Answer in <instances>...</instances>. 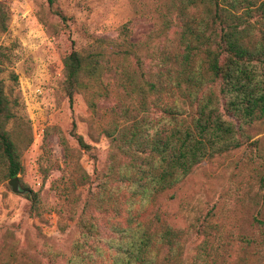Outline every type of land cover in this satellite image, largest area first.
<instances>
[{
	"label": "trees",
	"instance_id": "1",
	"mask_svg": "<svg viewBox=\"0 0 264 264\" xmlns=\"http://www.w3.org/2000/svg\"><path fill=\"white\" fill-rule=\"evenodd\" d=\"M45 1L63 19L55 0ZM153 12L156 30L173 38L145 51L148 64L140 58L143 45L128 40L124 24L116 40L96 39L91 49H70L62 57L60 82L69 104L86 91L94 112L109 72L118 102L102 129L109 140L105 163L92 178L59 137L64 156L55 167L59 181L71 186L61 185L60 196L88 186L78 209L77 196L65 207L77 231L65 264H179V230L156 215L135 219L133 212L154 203L199 163L246 143L244 127L264 118V0H164ZM6 20L0 4L1 32ZM70 135L89 149L73 124ZM30 141L28 120L12 111L0 80V182L22 171L21 151ZM25 195L29 211L37 213V193ZM101 214L103 234L96 223ZM257 223L264 228V221ZM161 247L166 253L158 259Z\"/></svg>",
	"mask_w": 264,
	"mask_h": 264
},
{
	"label": "rangeland",
	"instance_id": "2",
	"mask_svg": "<svg viewBox=\"0 0 264 264\" xmlns=\"http://www.w3.org/2000/svg\"><path fill=\"white\" fill-rule=\"evenodd\" d=\"M163 1L55 0L61 19L45 0H0L7 14L6 29L0 31V80L12 111L28 120L31 133L17 175L24 191L13 192L7 180L0 182V264H65L77 237L65 207L77 196L78 209L88 186L60 196L61 185L71 186L59 181L55 167L64 156L59 137L91 178L109 151L102 129L110 123L113 104L118 110L113 74L102 76L97 91L106 93L95 99L91 112L86 91L67 101L60 82L62 57L70 49H91L96 39L116 40L124 24L128 40L143 45L140 58L148 64L152 59L145 51L173 38L156 30L153 10ZM72 124L89 149L77 146ZM244 133L248 140L239 148L199 163L154 203L133 212L135 219L156 215L161 224L179 230V264H264V228L257 223L264 221V118L245 126ZM27 189L38 195L37 213L29 211ZM105 217L96 220L102 234ZM118 219L124 224L125 213ZM165 253L161 247L158 259Z\"/></svg>",
	"mask_w": 264,
	"mask_h": 264
},
{
	"label": "water",
	"instance_id": "3",
	"mask_svg": "<svg viewBox=\"0 0 264 264\" xmlns=\"http://www.w3.org/2000/svg\"><path fill=\"white\" fill-rule=\"evenodd\" d=\"M7 183L10 185L11 190L13 192H23L24 190L20 189L18 187V180L17 176L11 177L10 179L7 180Z\"/></svg>",
	"mask_w": 264,
	"mask_h": 264
}]
</instances>
